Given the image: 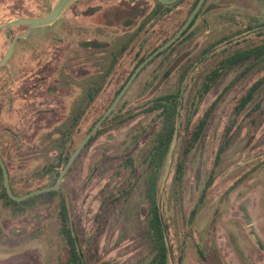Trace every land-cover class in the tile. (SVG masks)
<instances>
[{
  "label": "rangeland",
  "instance_id": "374dc122",
  "mask_svg": "<svg viewBox=\"0 0 264 264\" xmlns=\"http://www.w3.org/2000/svg\"><path fill=\"white\" fill-rule=\"evenodd\" d=\"M56 1L11 0L10 19L44 14ZM84 2L75 0L69 4L52 27V31L59 34L56 45L55 37L50 43L48 36L51 26L34 28L21 42L19 59L26 62L27 95L22 117L15 113L9 126L13 131H22L25 137L23 194L55 181V169L51 167L54 171H50L48 167L56 161L58 154L57 129L67 126V118L77 107L88 82L92 84L96 78V68L119 47L120 41L116 37L125 30L106 28L97 36L92 28L87 33L81 20H75L74 36L66 34L64 22L69 10L83 13L78 6ZM237 3V10L242 14L264 13V0H237ZM18 5L20 9L15 10ZM211 19L215 22L210 27L217 31V15ZM240 22L253 27L263 23L261 20ZM234 27L233 21L227 19L220 34H203L195 40L200 46L223 38V42L209 52L207 61L200 66L194 65L190 71L192 77L182 99L179 132L174 137L162 172L159 203L168 224L169 264H264V90L236 120L232 143L215 169L210 186L204 191L208 177L214 173L215 155L234 108L249 86L263 76L264 69L258 67L240 77L243 68H233L214 83L197 109V103L192 101L195 82L213 63L230 51L259 40L242 27L239 29L242 28L243 33L241 30L236 32ZM85 36H97L99 41L107 42L104 45L108 48L88 49V45L80 42ZM142 37L143 34L140 39ZM143 39L128 45L132 47L131 51L127 49L121 54L118 73L108 80L104 96L97 98L85 113L74 135L73 146L81 143L88 127L101 115L131 71L134 53H141L145 46ZM155 43H148L143 54L151 52ZM183 51L188 48L174 46L167 55L157 57L140 73L115 110L116 115L138 116L105 127V132L85 151L61 184L59 194L66 200L87 264H146L149 261L143 160L152 146L159 121L152 122L154 115L142 111L154 98L174 93L182 87V80H176L180 64L178 62L179 68H174L177 65L174 60ZM194 52L193 55L197 50ZM37 53H42V57L46 54V59L38 58ZM156 66L157 70H154ZM43 68L47 72L37 71ZM51 68H56V72L48 71ZM71 68L73 72L68 74ZM154 71H157L156 78ZM236 78L239 79L236 81ZM214 100L216 104L204 135L186 157L180 200L171 203L169 191L176 161L184 157L198 121ZM255 103H259L260 108L250 113ZM46 193L15 204V208H21L19 215L10 210L8 215L0 217V264H63L67 260L68 252L58 232V193ZM192 212L193 218L189 222ZM199 251L203 252V258Z\"/></svg>",
  "mask_w": 264,
  "mask_h": 264
},
{
  "label": "flooded vegetation",
  "instance_id": "af4514ba",
  "mask_svg": "<svg viewBox=\"0 0 264 264\" xmlns=\"http://www.w3.org/2000/svg\"><path fill=\"white\" fill-rule=\"evenodd\" d=\"M198 2H200V0H179L172 5H165L162 4V2L159 0H85L82 5L78 6V8L83 11V13L76 14L74 9H70V13L67 15V19L64 24L66 34L71 37L74 36L75 20L76 22H80L79 20H81L83 24L82 27L85 29V31H87V33L89 32V29L92 28L93 31L97 32V36L100 33L105 32L106 28L119 27L124 28L125 30H123L121 33H118L119 37L116 38L120 41L119 47L115 51L111 52L110 57L107 58L104 64L102 63L99 68H96L97 71L95 72L98 73L96 78L92 81V84H89L90 82H88V85L85 87L86 89L82 94L81 100L78 102V105L75 110L72 111L71 115L67 118L66 123L71 124L73 121H75V119H77L76 121L78 122V124L83 121L85 113L88 111L90 106L93 105L94 101L100 96H104L108 80L111 78V76L115 77L118 73V67L121 64V54L127 52V49H130L131 51L132 47L130 48L128 45L137 44L143 39L145 35L148 36L150 34L147 39L146 37H144L143 39L145 46L142 48V52L137 54L136 51L134 53V62L131 71L128 72L124 81L115 90L114 94L112 95L110 101L106 106L108 108L118 95L119 91L125 85L129 77L133 73L134 69L149 54L153 52L152 50H154V48L151 50V53L149 52L144 55L143 51L146 50V45L150 42H156L155 47H157L159 43L167 39L170 34H173L174 36L179 29H182L183 25H185L186 21L190 18L191 14L194 12L195 7H197ZM106 3L109 4L107 5ZM10 5L11 0H0V60H3V58L6 56L10 47V42L15 39L11 54L9 55L7 60L0 65V158L6 166L9 185L12 189V193L15 196H20L23 194L22 189H24L26 183L24 155L25 137L22 131H13L12 128L9 126V122L12 118L11 116H14L15 113H17L19 117H22L24 112L23 108L25 107L27 95L25 85L26 62L24 63L22 59H19L22 53V49L20 47L22 45L21 42L26 40L31 34V31L37 27L32 28L26 36L21 37V35L26 32L28 26H8L10 21L13 20L10 19ZM237 6V0H235V2L227 0H204L202 6L195 13L190 25H188L183 31L182 35L179 36L174 41V43L171 44L173 46H179V48H188V51H183L177 56L176 60H174L175 64H177L174 68H179L178 62L180 64V73L177 74L176 80H182L183 82V85L181 87L182 96L185 93L187 82L192 77L190 71L194 68L193 66H200L201 64L205 63L207 61L208 56H210L209 52L217 48L218 45L223 42V38L222 40H219V38H215L210 43L206 42L203 45L197 46L195 43L197 41L195 40L197 38L199 39V36L209 33L220 34V32H223V27L225 26L226 20L228 19L233 21V24L235 26L233 30H235L236 32L240 33V30L243 28L246 32H249L250 34L252 33L253 36H257L259 40L255 41L253 44L264 39V13L258 14L256 16L242 14L237 10ZM52 7H50L49 11L45 12L44 14L23 17L32 18L46 16L50 13ZM19 9L20 5H18L17 9L15 10ZM215 15H217L218 21L217 31L214 30L213 27H210L215 22L211 19ZM227 15L228 18H226ZM60 16L50 25L39 26H51V31L48 36L51 39L50 43L54 42L52 38L55 37V45L56 42H58L59 34L52 30L55 24L59 21ZM244 20H249L253 22H258L261 20L263 21V23L260 26L253 27L251 24H241L240 21ZM242 25H244V27H242ZM240 27L242 28L239 29ZM104 34L102 35L103 37ZM142 34L143 37L142 39H140V36H142ZM97 36H94L92 38L85 36L80 42L82 45H88V49L92 47L101 48L102 46V49H107L108 46L104 45L107 42L99 41ZM183 40L184 42L182 43ZM245 46L239 47L237 49L243 48ZM196 50L197 53L193 55L195 53L194 51ZM41 54L42 53H37L38 58L46 59L44 57H47V55L45 54L44 57H42L40 56ZM53 54L54 56H56V52H53ZM157 57L158 55L154 58L156 59ZM153 59H151L150 61H153ZM150 61L141 68L138 75L132 81L125 94L133 86L140 73L152 63H150ZM192 62L193 65L190 66ZM13 65H15L14 68ZM186 69L187 73L185 76ZM154 70H157V66L154 68ZM37 71L39 73H45L47 72V69H37ZM48 71L54 73L56 72V68H51ZM72 72V68L68 69V74H71ZM84 73L88 74V72L86 71H84ZM156 77L157 71H154V78ZM46 92V90H43V93L46 94ZM125 94L123 95V97L125 96ZM70 96H72V94H70ZM123 97L120 99V101L112 112H114L121 104ZM182 99H184V96L182 97ZM182 99H180L181 104L178 108L179 111L182 110ZM106 110L104 109L100 116H102ZM79 114L80 117L78 118ZM99 117H97L93 121L95 122V124L101 118ZM100 128L102 129V124L98 129ZM88 129L86 130V132L89 133L90 131H88ZM104 132L105 131H102L100 134H98L97 138L101 136ZM3 187L5 188L4 175L3 169L0 164V217L3 218L5 217V215H8L10 210L17 211L13 213H17L19 215L21 208L19 207L17 209L13 205H9L11 203L10 200L13 199L8 195L6 188L5 192L7 196H5L2 190ZM17 202L19 203L20 201ZM199 254L202 258L204 257L203 252L199 251Z\"/></svg>",
  "mask_w": 264,
  "mask_h": 264
},
{
  "label": "trees",
  "instance_id": "16d2710c",
  "mask_svg": "<svg viewBox=\"0 0 264 264\" xmlns=\"http://www.w3.org/2000/svg\"><path fill=\"white\" fill-rule=\"evenodd\" d=\"M172 36L173 34H170L167 39L159 43V45L155 47L154 50L166 43L170 38H172ZM173 47V45L169 46L162 53L160 52L158 54V57L167 55L171 51V49H173ZM154 60L155 58L153 59V61ZM153 61H150V63ZM258 67L264 69V39L258 41L255 44L252 43L246 45L243 48L232 50L227 53L217 62L213 63L203 74V76H201L199 80L195 82L192 101H195L197 103V105L195 103L196 109L199 102H201L205 98L214 83L219 81L220 78L228 71L233 68H243L240 74L241 77L247 74L250 70H254ZM186 73L187 69L185 70V76ZM237 79L239 78H236V81ZM262 90H264V74L256 82L249 86L245 94L241 97V99L235 106L233 116L232 118H230L226 126L224 136L222 137V140L218 147L217 155H215L213 172L217 167L220 166L222 162V156L232 143V129L236 120L241 116L243 111L250 104H252L253 101H255L256 96ZM181 93L182 90L180 88L177 89V91L174 93L158 96L150 101L148 103L149 105H147L148 107H146L144 111H142V113L154 115L152 116V122L159 121V127L156 130L155 135H153L152 146L143 160V163L145 165L143 171L145 174V199L147 201L148 207L146 212L147 220L145 226V236L149 242L148 247L150 254L149 261L146 264H169L170 261L171 244L169 243L168 224L159 203V190L162 172H164L167 159L169 157V154L171 153L174 137L179 132V130H177L176 128V119H180L182 117L181 111L178 110L181 104L180 99H182L183 97ZM215 104L216 101L214 100L203 118L198 121V124L193 131V135L190 137V140L188 142L184 157L176 161L175 170L172 176L171 190L169 191V198L171 203L180 200V191L182 188L184 172L186 171V157L190 153L194 145L204 135L208 123V118H210L211 111ZM259 108L260 104L255 103L254 106L250 108V113L256 112ZM106 109L107 107L105 108V110ZM80 114L78 115V118L80 117ZM136 116L138 115L135 114L124 117L122 115H116L115 111L112 112L110 116L107 117L102 123V129H98V131L91 137L85 147L81 150L74 163L68 170L67 174L65 175V178L73 170L80 157L83 156L85 151L96 140L98 134H100L102 131H105L106 128L104 127L115 126L117 124L124 123L125 121L133 119ZM76 120L77 119H75V121H73L71 124H67V126H61L57 129L59 134L57 144L58 154L56 161L50 164V166L48 167L50 171H54L55 169L56 172V179L53 183L56 182L60 171L65 166L73 151L79 146V144L77 146H73L74 134L76 133V128L79 126ZM94 125L95 122L90 125L88 131H91ZM51 167H53L54 169H52ZM215 173L216 172L211 173V175L208 177L204 191L207 189V187L210 186ZM48 186H43L41 188ZM60 187L57 190L47 192L46 194L54 195L58 193V232L68 252L67 260L63 264H87V259L82 250L81 242L72 225L66 200L62 194H59ZM2 190L5 196H7L4 187L2 188ZM10 201V206H14L18 203L17 201L13 200Z\"/></svg>",
  "mask_w": 264,
  "mask_h": 264
},
{
  "label": "water",
  "instance_id": "95a60500",
  "mask_svg": "<svg viewBox=\"0 0 264 264\" xmlns=\"http://www.w3.org/2000/svg\"><path fill=\"white\" fill-rule=\"evenodd\" d=\"M74 1L75 0H57L56 3L53 5V7H52V9H51V11H50V13L48 15L42 16V17L17 18V19H13V20L10 21V23L8 24V26L9 27L10 26H15V25H26V26H28L26 32L21 35V37H24L34 27L46 26V25L52 24L55 20H57L59 18V16L62 14V12L64 11V9L69 4H71ZM159 1H161L162 4H165V5H172V4L176 3L179 0H159ZM203 1L204 0H200V2H198L197 7H195L194 12L191 14L190 18L186 21L185 25H183L182 29H179L178 32L171 39H169L166 43H164L162 46H159L158 48H156L151 54H149L134 69L133 73L131 74V76L129 77V79L125 83V85L122 87V89L119 91L118 95L113 100V102L111 103V105L103 113V115L101 116V118L96 122V124L91 129V131L89 133H87V135L81 141V143L79 144V146L73 151V153L69 157L68 161L66 162L65 166L60 171V173H59V175H58L57 180H56L55 183H53L52 185H50L48 187L39 188V189L33 190V191L29 192V193H26V194H23V195H20V196H15L12 193V189H11V187L9 185L8 173H7L6 166H5L4 162L2 161V159L0 158V164H1V167L3 169V175H4V186H5L6 190H7L8 195L13 200H16V201L25 200V199L30 198V197L35 196V195H39V194H42V193L55 191V190H57L61 186V184H62V182H63V180L65 178V175L67 174L68 170L70 169V167L74 163L75 159L77 158V156L79 155V153L81 152V150L85 147V145L91 139V137L93 136V134L96 133V131L98 130V128L101 126L102 122L110 115V113L116 107V105L118 104V102L120 101V99L123 97V95L125 94V92L129 88V86L131 85L132 81L138 75V73L141 70V68L145 64H147L151 59H153L155 56H157L160 52L162 53L164 50H166L172 43H174V41L179 36L182 35V33L186 29V27L188 25H190V23H191L192 19L194 18V15L197 12V10L202 6ZM14 40L10 42L9 50H8L6 56L3 58V60H0V65L3 64L7 60V58L9 57V55L11 54L12 49H13ZM176 128H177V130L179 129V119L178 118L176 119ZM193 214H194V212L191 213V216H190L189 221L192 220Z\"/></svg>",
  "mask_w": 264,
  "mask_h": 264
}]
</instances>
